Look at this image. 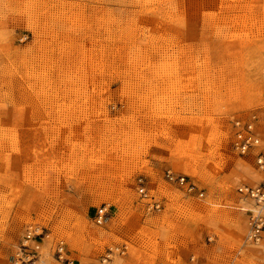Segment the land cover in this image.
<instances>
[{
  "label": "rangeland",
  "instance_id": "obj_1",
  "mask_svg": "<svg viewBox=\"0 0 264 264\" xmlns=\"http://www.w3.org/2000/svg\"><path fill=\"white\" fill-rule=\"evenodd\" d=\"M263 113L264 0H0V264L29 228L45 264H264L236 193Z\"/></svg>",
  "mask_w": 264,
  "mask_h": 264
},
{
  "label": "built area",
  "instance_id": "obj_2",
  "mask_svg": "<svg viewBox=\"0 0 264 264\" xmlns=\"http://www.w3.org/2000/svg\"><path fill=\"white\" fill-rule=\"evenodd\" d=\"M264 118V113L262 114ZM234 134L232 140V148L240 155H245L249 151L258 149L261 147L260 139L254 129L251 122L242 123L235 121L233 123ZM255 163L257 167L264 171V151L259 150L255 155ZM164 179L173 186L181 189L182 192L188 195H196L198 198L203 196V192L199 189L188 177L181 174L173 173L168 170L164 174ZM136 192L140 199L151 200L146 188L144 187L142 180L138 179ZM236 193L245 201L250 203V208L247 210V225L248 230L245 236V243L248 245H258L264 232V180L261 183L249 186V185H238L236 187ZM151 207L158 209L159 204L153 202ZM106 218L105 207H99L93 217L92 221L95 225L101 226L104 224ZM37 231L29 228L24 235L20 247L19 256L16 257L14 264H45L41 259L40 254L37 252V246H30L29 242L36 237ZM125 249V248H124ZM124 249L116 248L114 250L109 249L107 254L102 258V262L109 261L115 254H123ZM57 260L63 259V248L58 245L55 249ZM71 264V262H68Z\"/></svg>",
  "mask_w": 264,
  "mask_h": 264
}]
</instances>
